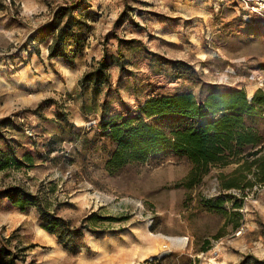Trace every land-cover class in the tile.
<instances>
[{
    "label": "rangeland",
    "instance_id": "rangeland-1",
    "mask_svg": "<svg viewBox=\"0 0 264 264\" xmlns=\"http://www.w3.org/2000/svg\"><path fill=\"white\" fill-rule=\"evenodd\" d=\"M254 2L0 0V157L13 162L1 168L0 160V247L10 239L14 264H77L110 243L141 248L136 264H237L246 255L264 261V186L244 197L235 226L231 200L224 212L205 201L239 196L219 184L236 164L209 166L190 180L188 157L164 149L109 168L117 142L97 128L120 112L126 116L116 125L131 119L169 131L196 121L139 116L138 106L151 97L264 93V0L261 11ZM72 6L82 48L72 61L49 58L52 35L40 43L29 36L59 8L67 9L66 19ZM101 59L107 80L81 81ZM244 122L264 136V113L246 114ZM14 185L81 229L78 252L42 228L35 206L21 210L10 202L6 190ZM229 252L232 260L221 262Z\"/></svg>",
    "mask_w": 264,
    "mask_h": 264
},
{
    "label": "trees",
    "instance_id": "trees-1",
    "mask_svg": "<svg viewBox=\"0 0 264 264\" xmlns=\"http://www.w3.org/2000/svg\"><path fill=\"white\" fill-rule=\"evenodd\" d=\"M75 7L68 9L70 12ZM66 8H59L52 21L40 27L28 41L43 42L52 35L48 47V57H62L68 61L82 48L83 36L74 32L73 27L80 28L81 21L70 12L64 19ZM73 46L71 49L69 46ZM106 63L101 59L93 71L87 72L81 81H91L94 84L107 80ZM140 115L146 118L163 114H180L195 119L185 128L176 127L165 131L143 121L136 124L131 119L116 125L115 118L126 116L120 112L114 117L97 123L101 131L110 130L117 147L110 160L109 168H119L131 161H140L148 155L171 149L188 157L192 163L190 177L204 174L209 166L224 167L236 164L233 171L219 176L220 187L224 190L236 189L239 196L221 194L212 200L205 201L211 211L224 212L225 201L231 200V212L235 226L240 219L239 209L254 186H264V136L255 128L244 122V115L255 112L264 113V93L257 90L249 99L241 90L218 91L211 90L204 96L196 97L191 92L172 96L151 97L138 106ZM141 118V117H140ZM9 152H5L8 155ZM4 154V153H3ZM8 157H0L1 168L10 166ZM13 161H16L13 158ZM191 185V181L188 184ZM10 202L21 210L33 205L37 208L41 226L48 233L55 235L58 242L71 253L78 251L75 238L81 234V229L73 227L69 220L57 215L50 209L49 203L39 199L20 186H11L6 190ZM10 239H5L0 247V264H14L15 253L8 248ZM203 247L202 250H206ZM237 264H264L252 255H246Z\"/></svg>",
    "mask_w": 264,
    "mask_h": 264
},
{
    "label": "crops",
    "instance_id": "crops-1",
    "mask_svg": "<svg viewBox=\"0 0 264 264\" xmlns=\"http://www.w3.org/2000/svg\"><path fill=\"white\" fill-rule=\"evenodd\" d=\"M54 58L63 59L62 57H54ZM162 245H163L162 247H167L166 245H164V243H162ZM59 246L56 245L54 254L62 258L64 256L63 254L66 253L61 251V248L63 246L62 247ZM231 254L232 253L229 252V255L224 256L220 261L221 262L231 261L232 260ZM142 257H143V253L141 248L139 247H135V246L133 247L126 244L118 245L113 243H110L109 245L103 244L102 246L98 244L97 247L92 248V252L89 257H87L86 259L79 258V262H77V264H136V262L140 260Z\"/></svg>",
    "mask_w": 264,
    "mask_h": 264
},
{
    "label": "built area",
    "instance_id": "built-area-1",
    "mask_svg": "<svg viewBox=\"0 0 264 264\" xmlns=\"http://www.w3.org/2000/svg\"><path fill=\"white\" fill-rule=\"evenodd\" d=\"M244 1L246 4H248V2L255 1L254 3H256V7L254 5L251 7L254 11H257L258 9L261 11L263 8V4L261 0H244ZM236 234H239V231H237Z\"/></svg>",
    "mask_w": 264,
    "mask_h": 264
},
{
    "label": "water",
    "instance_id": "water-1",
    "mask_svg": "<svg viewBox=\"0 0 264 264\" xmlns=\"http://www.w3.org/2000/svg\"><path fill=\"white\" fill-rule=\"evenodd\" d=\"M249 99L251 98V96H247Z\"/></svg>",
    "mask_w": 264,
    "mask_h": 264
}]
</instances>
